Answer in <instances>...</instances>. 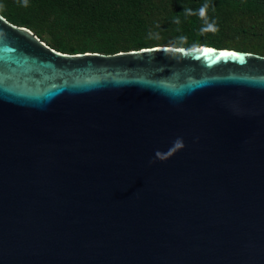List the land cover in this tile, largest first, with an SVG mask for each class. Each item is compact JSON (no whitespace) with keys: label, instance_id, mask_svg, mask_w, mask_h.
Here are the masks:
<instances>
[{"label":"water","instance_id":"1","mask_svg":"<svg viewBox=\"0 0 264 264\" xmlns=\"http://www.w3.org/2000/svg\"><path fill=\"white\" fill-rule=\"evenodd\" d=\"M0 264H264V55L61 53L0 15Z\"/></svg>","mask_w":264,"mask_h":264},{"label":"trees","instance_id":"2","mask_svg":"<svg viewBox=\"0 0 264 264\" xmlns=\"http://www.w3.org/2000/svg\"><path fill=\"white\" fill-rule=\"evenodd\" d=\"M204 4L216 32H201ZM0 6L5 20L61 53L202 45L264 55V0H28L27 7L23 0H0Z\"/></svg>","mask_w":264,"mask_h":264},{"label":"clouds","instance_id":"3","mask_svg":"<svg viewBox=\"0 0 264 264\" xmlns=\"http://www.w3.org/2000/svg\"><path fill=\"white\" fill-rule=\"evenodd\" d=\"M23 6H24V7H27V6H28V0H23ZM0 7H2V6H0ZM208 7H209L208 4H204V5L199 9V13H198V14H199V16L204 20L205 25H206V27H204V28L201 29V32H207V31L216 32V31H218V28L215 26V21L209 23V22H208V18H207V16H206V10H207ZM185 12H186V14H188V15H192V14H194V13L192 12L191 9H185ZM174 22L177 23V24L180 23V21H179L178 18H177ZM186 39H187V38H186V37H183V36L179 37V41H180L181 43L186 42ZM159 50H162L165 54H167V51H168L166 48H161V49H159ZM173 145H174V149H180V148H182V147L184 146L183 141H182L181 138H177V139L173 142ZM170 154H171V150L169 151V155H170ZM155 156H156V158H158V159H162V158H163L162 155H161V152H160V151H157V152L155 153Z\"/></svg>","mask_w":264,"mask_h":264},{"label":"snow or ice","instance_id":"4","mask_svg":"<svg viewBox=\"0 0 264 264\" xmlns=\"http://www.w3.org/2000/svg\"><path fill=\"white\" fill-rule=\"evenodd\" d=\"M208 51H212V49H205V52H208ZM220 55H221V56H224V55H226V53L221 52Z\"/></svg>","mask_w":264,"mask_h":264}]
</instances>
